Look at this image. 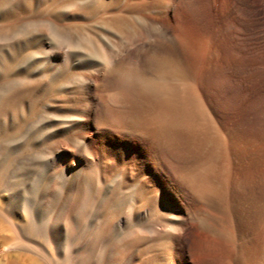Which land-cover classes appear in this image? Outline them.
<instances>
[{
    "label": "bare ground",
    "instance_id": "obj_1",
    "mask_svg": "<svg viewBox=\"0 0 264 264\" xmlns=\"http://www.w3.org/2000/svg\"><path fill=\"white\" fill-rule=\"evenodd\" d=\"M168 7L166 0H0V218L12 224L9 215L21 214L23 223L16 224L14 233L41 241L35 243L37 250L53 244L56 255H62L55 264H89L94 251L97 264H158L159 257L169 254L172 232H166L167 224L158 231L153 228L159 200L144 165L136 168L124 162L122 169H111L95 158L86 162L87 167L74 158L65 160L68 153L74 154L72 141L90 153L86 135H73L70 129L81 130L94 118L92 92L97 80L92 73H115L110 94L101 99L106 115L101 122L107 126L121 119L126 103L131 107L140 103L134 87L140 61L154 67L155 79L164 84L167 51L174 45ZM61 88L79 96L67 100L53 118L40 110L42 98L30 100L41 89L48 95ZM159 110L160 114L163 109ZM12 117L16 131L10 137L1 125ZM151 121L149 113H137L128 122L141 136L153 137L157 130ZM54 122L63 131L55 135V146L47 147L51 171L43 174L42 160L23 152L49 139L47 130ZM6 134L8 138L1 140ZM178 178L191 190L197 184L188 169ZM90 193L98 206L88 212ZM173 193L185 208L183 222L198 221L199 214L208 213L197 207L198 190L195 199L179 188ZM161 203L167 204L165 199ZM157 218L165 219L162 213ZM182 224L169 227L179 233ZM143 233L153 235L152 240L142 239ZM153 247L163 254H153Z\"/></svg>",
    "mask_w": 264,
    "mask_h": 264
},
{
    "label": "rangeland",
    "instance_id": "obj_2",
    "mask_svg": "<svg viewBox=\"0 0 264 264\" xmlns=\"http://www.w3.org/2000/svg\"><path fill=\"white\" fill-rule=\"evenodd\" d=\"M166 1L167 25L175 46L167 51L169 73L164 84L155 79L154 67L140 61L134 83L140 103L136 107L126 103L121 119L107 126L101 122L106 116L101 99L110 94L115 73H92L97 80L92 92L94 118L81 130L70 129L73 135H86L90 153L80 145L74 147L72 141L74 154L68 153L65 160L74 158L87 167L86 162L95 158L111 169H122L124 162L145 166L159 200L153 228L158 231L161 224H167L166 232L173 236L169 254L159 257L158 264H264V0ZM74 91L61 88L47 95L41 89L30 100L42 98L45 104L40 110L53 118L67 100L77 99L79 93ZM137 113L151 115L156 135L141 136L132 127L129 117ZM15 122L12 117L1 125L10 137L16 131ZM62 131L54 122L47 130L49 139L23 152L42 160L39 171L43 174L51 171L47 147L55 146V135ZM184 169L196 176L194 192L179 181ZM178 188L188 199H195L198 190L197 207L208 213L199 214L198 221L183 222L185 208L173 193ZM89 195L88 212L98 206L97 198ZM161 213L164 221L157 218ZM20 217L10 214L12 224L0 218V264H55L62 255H56L53 244L37 250L41 241L14 233L16 224L23 223ZM180 221L179 233L169 227ZM152 236L147 233L141 238ZM153 248V254H163ZM259 250H263L261 256ZM93 253L89 264H97Z\"/></svg>",
    "mask_w": 264,
    "mask_h": 264
}]
</instances>
